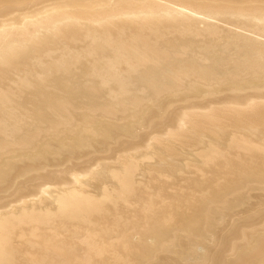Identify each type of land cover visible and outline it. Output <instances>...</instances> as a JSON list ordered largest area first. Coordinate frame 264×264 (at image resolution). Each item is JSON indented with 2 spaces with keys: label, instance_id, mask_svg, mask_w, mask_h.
<instances>
[{
  "label": "bare ground",
  "instance_id": "bare-ground-1",
  "mask_svg": "<svg viewBox=\"0 0 264 264\" xmlns=\"http://www.w3.org/2000/svg\"><path fill=\"white\" fill-rule=\"evenodd\" d=\"M0 264H264V0H0Z\"/></svg>",
  "mask_w": 264,
  "mask_h": 264
},
{
  "label": "rangeland",
  "instance_id": "rangeland-1",
  "mask_svg": "<svg viewBox=\"0 0 264 264\" xmlns=\"http://www.w3.org/2000/svg\"><path fill=\"white\" fill-rule=\"evenodd\" d=\"M247 220L245 219V220H242V222H246Z\"/></svg>",
  "mask_w": 264,
  "mask_h": 264
}]
</instances>
